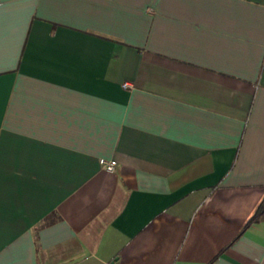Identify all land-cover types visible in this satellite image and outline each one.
<instances>
[{
	"label": "crops",
	"instance_id": "crops-1",
	"mask_svg": "<svg viewBox=\"0 0 264 264\" xmlns=\"http://www.w3.org/2000/svg\"><path fill=\"white\" fill-rule=\"evenodd\" d=\"M263 202L264 0H0V264H264Z\"/></svg>",
	"mask_w": 264,
	"mask_h": 264
},
{
	"label": "built area",
	"instance_id": "built-area-1",
	"mask_svg": "<svg viewBox=\"0 0 264 264\" xmlns=\"http://www.w3.org/2000/svg\"><path fill=\"white\" fill-rule=\"evenodd\" d=\"M122 87L128 89L131 87V84L129 82H123ZM98 164L106 171H113L116 166V161L114 159L106 160L104 158H99Z\"/></svg>",
	"mask_w": 264,
	"mask_h": 264
},
{
	"label": "trees",
	"instance_id": "trees-1",
	"mask_svg": "<svg viewBox=\"0 0 264 264\" xmlns=\"http://www.w3.org/2000/svg\"><path fill=\"white\" fill-rule=\"evenodd\" d=\"M263 208H264V202L261 203V204L258 206V208H257L255 214L253 215V217L251 218V220L256 219V217H258V215H259L260 212L263 210ZM249 221H250V220H249Z\"/></svg>",
	"mask_w": 264,
	"mask_h": 264
}]
</instances>
